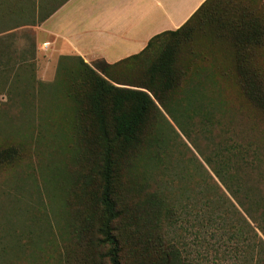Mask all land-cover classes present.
Segmentation results:
<instances>
[{"label":"rangeland","instance_id":"1","mask_svg":"<svg viewBox=\"0 0 264 264\" xmlns=\"http://www.w3.org/2000/svg\"><path fill=\"white\" fill-rule=\"evenodd\" d=\"M238 1L264 14V0ZM192 29L190 37L179 38L175 62L187 92L176 93L173 114L159 105L164 119L154 122L136 153L128 151L119 159L122 176L118 190L129 204H146L157 190L176 205L184 202L185 191L193 197L200 164L211 172L206 160L221 162L215 156L218 148L243 145L249 149L246 159L250 156L260 165L255 176L248 169L241 173L242 185L249 187V195L257 203L250 210H259L264 204V116L231 85L233 78L227 81L231 88L220 89L217 72L236 64V49L230 40L217 39L208 27L194 25ZM165 42L157 43L147 59H154ZM257 59L264 68V46ZM60 62L54 56L39 61L37 68L0 69V150L12 147L17 152L13 161L0 166L1 264H109L101 257L106 250L99 221L88 224L83 215L91 206L86 198L91 196L81 180L87 173L83 154L84 129L89 123L74 91L89 90L91 76L81 64L59 68ZM88 66L106 78L99 71L104 68L100 61ZM143 68H119L114 76L131 80ZM79 97L83 104L85 96ZM214 180L222 189L219 180ZM94 184L92 180L88 188L95 189ZM201 207L180 209L178 220L168 229L185 260L188 264H243L246 242L231 238L234 227L239 228L234 209L227 210L228 222L222 223L217 216L210 221ZM249 222L255 227L251 219ZM162 224L167 231V222ZM248 243L256 244L254 239ZM256 251V247L251 250L253 255Z\"/></svg>","mask_w":264,"mask_h":264},{"label":"trees","instance_id":"2","mask_svg":"<svg viewBox=\"0 0 264 264\" xmlns=\"http://www.w3.org/2000/svg\"><path fill=\"white\" fill-rule=\"evenodd\" d=\"M254 8L251 4H237L236 0H207L182 28L155 36L140 54L114 65L100 61L104 68L99 71L107 79L80 57L61 58L59 68L81 64L91 76V81L88 80L89 90L75 88L77 90L74 91V98L83 107L82 113L89 123L84 129L86 147L83 156L87 173L81 176V180L86 194L91 196V199L86 196L91 206L88 213L83 212V215L88 224L99 221L101 243L106 250L101 257L107 259L109 264H188L181 247L177 241L173 242L168 232L174 220H178L179 210L188 205L193 208L202 205L204 216L209 217L210 221L217 216L222 223L228 222L225 218L227 210L234 209L233 215L238 220L239 228L234 227L231 238L237 237L241 243L246 242L243 264H251L252 259H255V264H264V204L258 206L259 210L251 211L257 203L250 197L249 187L244 188L241 182L243 169H248L250 175L255 176L253 174L260 171V165L257 159L250 160V156L246 159L249 149L243 145L218 148L215 156L221 158V162L206 160L211 172L200 164L193 197L186 195L185 191L184 202H177L176 205L162 197L157 190L152 192L146 204H129L124 192L118 190L122 176L119 159L128 151L136 153L144 145L149 129H154V122L164 119L159 105L173 114V99L177 92H184L185 83L175 62L179 38L190 37L192 26L208 27L214 31L217 39L230 40L236 49V64L217 72L221 80L220 89L231 88L227 81L233 78L235 81L231 85L237 87L255 111L264 116V68L257 63V53L264 46V14L260 15V11ZM165 40L154 59L148 60L147 56L154 46ZM141 66L144 72L131 80H124L123 75L121 79L114 76L116 69ZM82 95L85 96L83 104L79 97ZM173 119L180 129H184L178 117ZM153 141L155 139L151 143ZM16 155L12 147L1 149L0 166L13 161ZM214 177L219 180L222 189ZM92 180L96 182L95 189L88 188ZM225 191L236 200L242 212ZM211 197L215 200L212 201ZM249 219L256 224L255 227ZM163 221L167 222V231ZM253 239L256 244L250 245L248 241ZM254 247L256 255L251 252Z\"/></svg>","mask_w":264,"mask_h":264},{"label":"crops","instance_id":"3","mask_svg":"<svg viewBox=\"0 0 264 264\" xmlns=\"http://www.w3.org/2000/svg\"><path fill=\"white\" fill-rule=\"evenodd\" d=\"M207 0H0V69L80 57L114 65L182 28Z\"/></svg>","mask_w":264,"mask_h":264}]
</instances>
